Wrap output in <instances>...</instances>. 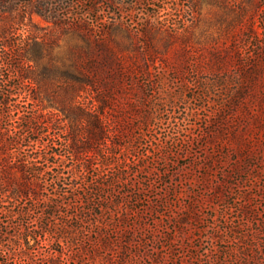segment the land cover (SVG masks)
Wrapping results in <instances>:
<instances>
[{
  "label": "rangeland",
  "instance_id": "1",
  "mask_svg": "<svg viewBox=\"0 0 264 264\" xmlns=\"http://www.w3.org/2000/svg\"><path fill=\"white\" fill-rule=\"evenodd\" d=\"M1 28L12 43L0 37L4 73L20 58L34 68L35 56L57 66L40 86L44 111L62 112L85 67L97 86L77 98L107 94L113 126L124 117L130 131L117 137L121 148L109 146L114 155L96 144L76 180L54 179L42 133H10L11 118L37 103L0 105L6 149L47 170L39 195L13 202L0 179V264H264V0H0ZM67 122L62 139L71 124L85 137L81 121ZM55 127L46 126L50 136ZM55 146L67 169L76 164L69 147ZM53 182L80 187L55 198L49 217ZM26 228L39 234L33 248L22 245Z\"/></svg>",
  "mask_w": 264,
  "mask_h": 264
},
{
  "label": "trees",
  "instance_id": "2",
  "mask_svg": "<svg viewBox=\"0 0 264 264\" xmlns=\"http://www.w3.org/2000/svg\"><path fill=\"white\" fill-rule=\"evenodd\" d=\"M9 31V28H1L0 37L3 39L6 38ZM7 39L8 38H6V43H4V46L6 47L12 45V43ZM34 60L35 65L32 66L34 68H29L25 66L26 62L28 61H25L24 58L18 59V61H16L13 66L14 72L8 75L0 69V105H7L10 106V108L12 105H16V110L20 111L19 103H17V100H21L24 98L25 100L32 99L34 102H36V107L27 110L24 115L16 118L17 120H15V118L13 117L11 118V124L15 126V130L11 131L10 133H12V135L14 136H17L21 132V129H23V127L26 130V134L24 133L22 136L25 137L28 136V133L31 132L42 133L41 136H44V146H49L53 149L51 150V152L47 151L45 153V157L47 162H50V165H53L56 169L54 179H58L61 174L66 173L69 178H72V180H76L79 176L83 175L85 170L89 169L92 166V157L94 154L100 151V148H104L102 150H104V154H106L107 156L116 154V152L112 151L109 146L116 145L117 147L121 148L123 143H121L120 140H117V137L126 136L127 133H129L130 123L127 122L124 117L121 118L120 116H118L117 118L123 119V121L121 120L118 126L116 124L113 126L111 120L114 117H111L109 115L110 111H112V108H110L107 104V94H102L100 92H98L97 94H89L88 92L89 95L85 96L84 98H77V96H83V94L81 95L80 93L81 91L86 90L87 84L94 85L95 87L97 86L98 76H90L89 74H87V70L85 67L79 69V74L75 73V80L77 82H74L75 80L71 82L70 90H72L73 93L72 96H70L71 102H63L61 104L62 112L53 110H50L49 112L44 111L40 86L51 81L53 78L58 77L59 72L56 70L58 68L54 63L49 64L47 62H43L41 57L38 56H35ZM119 65L120 68L117 70L119 71V74H121L123 73L124 68L122 64ZM70 73H72V71ZM15 79L19 80V82H14ZM78 81L81 82V86L76 85ZM11 110L12 109L7 112H9V115L14 116ZM0 114L5 115L6 113L0 111ZM46 116H50V118ZM51 118H55V122H50L49 119ZM73 118L81 121V126L86 128V132L83 135L85 137L82 139L79 138V136L81 135L80 126L78 124H71V127L73 128V131H71V137H65V139H62V136H60L61 132L64 131L62 123L68 124L67 120H69L70 122V120H72ZM24 120L26 121V124H24L23 126L20 123H22V121ZM0 121L2 120L0 119ZM57 121L59 124L56 123ZM115 122L117 123L116 119ZM52 125L56 126V133H54V136H50L51 133L47 132V130L45 129L46 126L49 127ZM8 130L9 128H3L2 123L0 122V179H2V183L9 188H7V190L14 193V195H10V199L8 200L9 202H13L15 199H17L16 196L19 195H39L40 192L35 190L37 186H40L36 179H38L40 175H45L47 173V170L42 166L36 167L38 163V160H36V158L21 153L23 155H21V159L18 160V158L15 156L14 149H12L11 151L6 149L7 141H9V139H5L3 136L8 133L6 132ZM96 144L100 148H98ZM55 145H65L66 147H69V152L71 153L72 158L76 161V164L67 169L64 162H62L59 158V156L63 158L64 154L62 152H59L56 148L58 146ZM101 145L108 147H101ZM106 148H108V150ZM107 161L108 162H106L104 165L116 163L115 158L112 160L108 159ZM53 184H55L56 186L54 188L55 192H53V195L55 197L50 196V198H48V200L53 202L51 206L52 211L49 210L47 211V213H45L49 215V217L53 216L55 211L59 207V203L55 200V198L64 199L69 192L75 194L74 191L77 189V187H80L78 183H73L71 185L72 190H68L65 188L63 182H53ZM16 207L17 206L12 205L10 207H7L4 204L2 212L9 213L10 217L16 216ZM29 210H31V208ZM30 212L31 211L20 209L18 215L30 214ZM41 227L45 231H53L51 223H47L46 225ZM2 232L3 231L0 230L1 234ZM22 234H24V237L22 238V245H24L25 248H33L32 246L34 242L39 239V234H37V231H35L34 229L26 228L25 230H23ZM2 235H4V233ZM102 244L104 246H109L110 242L108 239H106L102 240ZM51 263L56 264V262L53 260H51Z\"/></svg>",
  "mask_w": 264,
  "mask_h": 264
}]
</instances>
